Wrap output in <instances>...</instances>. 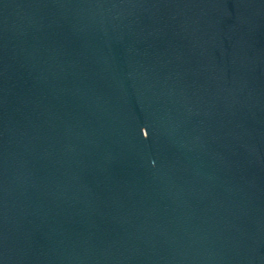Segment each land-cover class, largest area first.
I'll return each mask as SVG.
<instances>
[{
	"label": "water",
	"instance_id": "95a60500",
	"mask_svg": "<svg viewBox=\"0 0 264 264\" xmlns=\"http://www.w3.org/2000/svg\"><path fill=\"white\" fill-rule=\"evenodd\" d=\"M0 264H264V0H0Z\"/></svg>",
	"mask_w": 264,
	"mask_h": 264
}]
</instances>
